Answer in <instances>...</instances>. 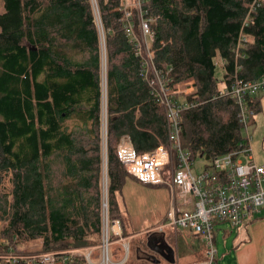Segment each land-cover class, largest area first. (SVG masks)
<instances>
[{
    "label": "trees",
    "instance_id": "obj_1",
    "mask_svg": "<svg viewBox=\"0 0 264 264\" xmlns=\"http://www.w3.org/2000/svg\"><path fill=\"white\" fill-rule=\"evenodd\" d=\"M0 1V184L11 174L9 193L0 190V239L41 240L43 252L67 242L85 245L87 232L100 228V62L90 2ZM252 2L143 1V17L155 19L153 66L163 74L170 70L172 86L193 84L185 100L195 106L180 115L182 147L193 159L208 162L247 143L237 105L219 95V86L230 81L235 65L243 80L264 76V4L242 27ZM97 6L107 32L108 205L114 218L115 196L126 181L116 155L119 141L127 138L138 153L169 144L164 110L141 76V61L122 26L121 0H97ZM241 30L249 43L236 61ZM74 51L86 57L67 55ZM219 60L224 64L217 78ZM249 103L254 115L261 111L258 98ZM69 119L80 126L68 129ZM155 235L147 244L157 238V248L165 240ZM151 256L136 263H160Z\"/></svg>",
    "mask_w": 264,
    "mask_h": 264
},
{
    "label": "built area",
    "instance_id": "obj_2",
    "mask_svg": "<svg viewBox=\"0 0 264 264\" xmlns=\"http://www.w3.org/2000/svg\"><path fill=\"white\" fill-rule=\"evenodd\" d=\"M95 1V0H94ZM264 4V0H253L243 21L242 27L251 23V15L255 10ZM124 5L122 11L126 19L124 31L129 43L134 48L135 55L140 59L142 71L141 76L148 81L151 87V94L157 104L164 110L167 123V140L169 147L159 146L153 151L138 153L127 138H122L116 147L118 161L125 171L133 176L140 184L148 186H166L172 194V203L168 212L166 223L156 228L163 231L171 228L174 231L181 229L185 234L194 236L205 245L203 258L190 264H217V249L214 245L213 225L214 221L229 222L232 226H239L244 221L250 222L258 215L264 216V166L254 163L251 155L249 136H246L247 143L240 149L218 156L208 161L201 173L195 174L192 171L194 159L190 153L182 147L180 115L182 111L195 106L186 101H177V91L173 89L171 79L167 70L165 74L155 69L152 64L154 32L151 25L154 18L143 16V1H137V13L141 22L140 33L145 36V44L149 39L148 59L152 70L146 69L147 61H144L139 54V46L142 45L134 39L132 27L135 24L132 10ZM95 2L94 10H97ZM136 8V6H135ZM249 38L241 30L237 45L234 49L235 59H239L241 52L247 48ZM220 67L224 61L219 60ZM217 62V64H218ZM105 68V65H104ZM103 69V67H102ZM240 67L235 65L230 81L219 89L220 96H227L237 105L238 120L242 127L247 130L250 119L254 116L250 101L260 90H264V76L256 80H243L238 73ZM107 72H105V78ZM103 97H101L102 99ZM102 118L101 110V153L107 156V95ZM103 106V104H102ZM101 107V104H100ZM241 157L245 158L242 162ZM107 158V157H106ZM201 158V157H200ZM177 200L179 203H177ZM103 235L96 247H88L83 252L70 250L68 252H43L33 257H20L7 255L3 257L10 264H95L93 262L94 251L98 249L96 256L97 264H117L113 261L110 247L113 244L122 247L123 257L118 264H123L129 253V246L120 243L122 239V228L117 219L109 220L107 207L102 218ZM115 237V240L111 238Z\"/></svg>",
    "mask_w": 264,
    "mask_h": 264
},
{
    "label": "rangeland",
    "instance_id": "obj_3",
    "mask_svg": "<svg viewBox=\"0 0 264 264\" xmlns=\"http://www.w3.org/2000/svg\"><path fill=\"white\" fill-rule=\"evenodd\" d=\"M137 1L138 0H121V6L118 10L123 9L124 5H128L132 10V15L136 16V23L132 27L134 37L129 39H134L136 42L142 45V48L139 46V54L146 63V69L151 71L152 66L150 60L148 59L149 53V39L147 38V45L145 44V36L140 33L139 24L141 18L139 17V12L137 13ZM145 1V0H142ZM147 1V0H146ZM90 8L93 15L94 26L97 32L98 40V53H99V85L101 97V107H100V118L102 110V118L104 119L103 107L105 102V93L107 95V83L105 78V72H107V48H106V36L107 32L102 26L100 19L99 9L94 10L95 2L97 0H89ZM136 6V8H135ZM98 7V6H97ZM122 8V9H121ZM137 10V11H136ZM3 11L2 2L0 1V13ZM123 12V11H122ZM123 28L126 24V19L123 14ZM68 56L73 57L76 61H82L86 54L81 52H68ZM105 65V68H104ZM216 69V77L221 76L220 63L218 62ZM103 67V69H102ZM221 88V86H219ZM173 89L177 91L178 94L175 95L177 101H183L189 96L190 93H193L194 88L192 82H184L174 85ZM260 100L261 111L254 115L250 119V124L245 130L242 129V134L244 136H249V144L251 155L253 161L258 166H264V90H260L256 96ZM103 104V106H102ZM80 126V122L69 119L65 122L64 126L70 130ZM107 125V122H106ZM102 124L100 119V147L101 144V134H102ZM107 145V143H106ZM100 175H99V189H100V228L97 234L92 232H87L86 240L87 244L81 246H75L72 242H67L59 246L57 249H51L48 252H68L70 250H77L83 252L88 247H96L99 245L102 235H103V222L102 218L105 215V207H107L108 219H118L122 228V239L120 243H126L129 246V253L127 255L126 262L124 264L136 263V260H142L147 262L144 258L148 255H153L155 258L160 260L159 264H169L164 259L161 258L158 254H153L150 252L147 246V237L149 235H158L162 236L165 242L174 250L175 263L174 264H190L193 261H200L203 258V253L205 251V245L198 241L194 236L187 235L181 229L174 231L171 228H165L163 231H157L156 228L160 225L166 223V218L168 212L170 211V206L172 203V194L170 190L164 186H148L138 183V181L128 174L125 171L126 178L124 186L120 193H117L115 196L116 204L118 206V211L111 217V213L108 205V187L109 179L107 176V156H102L100 151ZM242 162H245V158L241 157ZM205 166H208L207 160L204 158L196 157L194 158L192 171L195 174L201 173ZM125 170V169H124ZM11 189V174L3 176L0 190L8 194ZM10 198V197H9ZM177 203L179 201L177 200ZM257 218H264L262 215H258ZM254 218V219H257ZM245 224H248L247 221H244L239 226H232L229 222H218L214 221L213 225V235H214V245L217 249V264H236L235 261V250L241 244L239 243L238 236L245 229ZM3 224L0 222V228ZM150 233V234H149ZM149 234V235H148ZM155 235V236H156ZM115 240V237L111 238ZM0 243L5 249V253L0 254V261H5L3 257L7 255H15L20 257H33L42 251V241H28L20 242L17 240L5 241L0 239ZM139 248V249H138ZM111 256L113 261L118 264L120 263L123 252L122 247L117 244H113L110 247ZM98 254V249L94 251L93 262L97 264L96 256ZM264 254V252H262ZM78 264H85L84 262H79ZM137 264V263H136ZM151 264V263H149Z\"/></svg>",
    "mask_w": 264,
    "mask_h": 264
},
{
    "label": "crops",
    "instance_id": "obj_4",
    "mask_svg": "<svg viewBox=\"0 0 264 264\" xmlns=\"http://www.w3.org/2000/svg\"><path fill=\"white\" fill-rule=\"evenodd\" d=\"M244 227L238 236L241 245L235 250L236 264H264V218L254 219ZM0 264L10 263L0 261Z\"/></svg>",
    "mask_w": 264,
    "mask_h": 264
},
{
    "label": "water",
    "instance_id": "obj_5",
    "mask_svg": "<svg viewBox=\"0 0 264 264\" xmlns=\"http://www.w3.org/2000/svg\"><path fill=\"white\" fill-rule=\"evenodd\" d=\"M28 47L32 51L36 50L35 47H30L29 45ZM153 250L158 253L165 261L170 262L172 264L175 262L174 250L166 242H164L163 245L154 248ZM151 257L154 258L153 256Z\"/></svg>",
    "mask_w": 264,
    "mask_h": 264
},
{
    "label": "flooded vegetation",
    "instance_id": "obj_6",
    "mask_svg": "<svg viewBox=\"0 0 264 264\" xmlns=\"http://www.w3.org/2000/svg\"><path fill=\"white\" fill-rule=\"evenodd\" d=\"M157 238H153V240H152V244L151 243H149V245L148 246H150V248H149V250H150V252L151 253H154V254H158V253H156L153 249L156 247L155 245H153L157 240H156ZM151 247H153V248H151ZM159 255V254H158ZM160 256V255H159Z\"/></svg>",
    "mask_w": 264,
    "mask_h": 264
}]
</instances>
